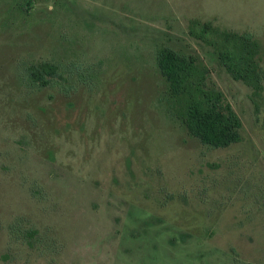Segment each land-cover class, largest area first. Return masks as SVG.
<instances>
[{
    "label": "rangeland",
    "instance_id": "1",
    "mask_svg": "<svg viewBox=\"0 0 264 264\" xmlns=\"http://www.w3.org/2000/svg\"><path fill=\"white\" fill-rule=\"evenodd\" d=\"M192 19L264 43V0H0V264H264V105ZM161 46L205 61L240 142L173 115Z\"/></svg>",
    "mask_w": 264,
    "mask_h": 264
},
{
    "label": "trees",
    "instance_id": "2",
    "mask_svg": "<svg viewBox=\"0 0 264 264\" xmlns=\"http://www.w3.org/2000/svg\"><path fill=\"white\" fill-rule=\"evenodd\" d=\"M189 32L212 49L235 80L251 88L258 108L264 105V43L259 38L201 19L190 21ZM156 59L166 81L165 99L193 137L213 148H226L242 140L241 117L210 81V68L199 55L161 46ZM57 77H62L61 70L53 62L28 68V80L36 86H46Z\"/></svg>",
    "mask_w": 264,
    "mask_h": 264
}]
</instances>
